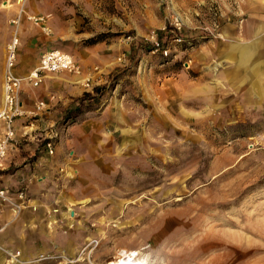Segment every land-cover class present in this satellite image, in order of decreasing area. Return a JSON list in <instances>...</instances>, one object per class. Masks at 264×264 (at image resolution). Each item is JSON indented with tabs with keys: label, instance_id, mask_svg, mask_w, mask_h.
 Masks as SVG:
<instances>
[{
	"label": "rangeland",
	"instance_id": "374dc122",
	"mask_svg": "<svg viewBox=\"0 0 264 264\" xmlns=\"http://www.w3.org/2000/svg\"><path fill=\"white\" fill-rule=\"evenodd\" d=\"M242 5L0 0V103L13 34L16 52L20 34L35 49L18 76L60 49L79 72L40 82L67 77L82 89L42 140L68 158L47 244L29 260L4 251L0 264H264V13ZM240 46L261 52L240 65ZM83 93L97 100L79 103Z\"/></svg>",
	"mask_w": 264,
	"mask_h": 264
},
{
	"label": "crops",
	"instance_id": "0c3cea01",
	"mask_svg": "<svg viewBox=\"0 0 264 264\" xmlns=\"http://www.w3.org/2000/svg\"><path fill=\"white\" fill-rule=\"evenodd\" d=\"M235 1L238 6L241 4L240 11L243 10L244 3L251 5V8H247L249 11L264 13V4H259L260 0ZM255 21L257 22L256 19ZM261 23L264 24V20ZM19 38L21 44L17 49L15 62L17 68L21 67L20 63H23L24 68H29L35 49L32 53L26 51L24 34H20ZM252 50L261 52V49L244 46L237 49L240 65L247 59V51ZM25 56H28V61L24 59ZM81 90L80 86L71 83L66 77L63 80L46 78L37 86L23 83L18 92L20 114L13 122L14 144L9 147L0 166V187L12 190L23 187L28 200L26 206L18 212H13L0 203V255L4 256V251H18L21 259L29 260L36 251L35 246L43 248L47 244L46 228L51 222L56 223L55 219H51L50 210H60L63 203L55 185H58V180H62L61 171L68 158L62 157L63 148L60 143L55 144L53 152L48 154L42 140L49 135V128L60 116L62 108L71 98L78 96ZM38 101H42L44 105L37 110L35 104ZM34 227L38 229L36 233L33 231ZM52 241L48 240L53 244ZM53 247H56L55 244Z\"/></svg>",
	"mask_w": 264,
	"mask_h": 264
},
{
	"label": "built area",
	"instance_id": "2783aa9c",
	"mask_svg": "<svg viewBox=\"0 0 264 264\" xmlns=\"http://www.w3.org/2000/svg\"><path fill=\"white\" fill-rule=\"evenodd\" d=\"M34 24L38 25L43 32L49 31L46 25L45 16H27ZM17 18L12 22H16ZM18 38L15 34L9 39L5 48L3 80L1 85V103H0V166L4 161L9 147L14 144L15 133L13 121L20 114L18 106V92L21 88L22 80L25 79L31 86H37L42 76L46 73L58 72H79L77 66L70 54L60 49H48L39 54L37 64L30 70L26 77L18 76L15 71L16 47ZM89 77L84 78L83 84L88 85ZM43 102L38 101L35 109H41ZM46 152H53L50 142L44 144ZM28 197L23 187L14 188L0 187V203L8 206L13 212H18L26 206ZM17 251H5L7 261L15 260Z\"/></svg>",
	"mask_w": 264,
	"mask_h": 264
},
{
	"label": "trees",
	"instance_id": "16d2710c",
	"mask_svg": "<svg viewBox=\"0 0 264 264\" xmlns=\"http://www.w3.org/2000/svg\"><path fill=\"white\" fill-rule=\"evenodd\" d=\"M98 87L94 88L93 92L96 93L98 91ZM84 97L90 98L91 101L95 102L97 100L95 94H90V93H83L82 97L79 98V103H81V101L84 99ZM78 110V106L76 105L73 109L68 110L65 113V117H67L69 114H71L72 112H75Z\"/></svg>",
	"mask_w": 264,
	"mask_h": 264
},
{
	"label": "bare ground",
	"instance_id": "6f19581e",
	"mask_svg": "<svg viewBox=\"0 0 264 264\" xmlns=\"http://www.w3.org/2000/svg\"><path fill=\"white\" fill-rule=\"evenodd\" d=\"M114 264H138V263L134 260V258L132 259L130 256H124Z\"/></svg>",
	"mask_w": 264,
	"mask_h": 264
}]
</instances>
